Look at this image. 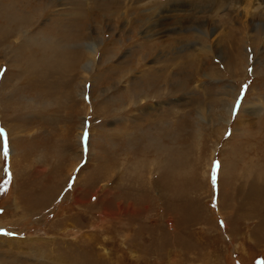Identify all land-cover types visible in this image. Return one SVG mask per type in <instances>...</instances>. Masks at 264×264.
<instances>
[{
	"label": "rangeland",
	"instance_id": "374dc122",
	"mask_svg": "<svg viewBox=\"0 0 264 264\" xmlns=\"http://www.w3.org/2000/svg\"><path fill=\"white\" fill-rule=\"evenodd\" d=\"M193 4L0 0V264H264V0Z\"/></svg>",
	"mask_w": 264,
	"mask_h": 264
},
{
	"label": "snow or ice",
	"instance_id": "6c2138e0",
	"mask_svg": "<svg viewBox=\"0 0 264 264\" xmlns=\"http://www.w3.org/2000/svg\"><path fill=\"white\" fill-rule=\"evenodd\" d=\"M88 132L85 130L83 140L87 141L88 139ZM0 153L4 156L5 159H7V156L9 154V143L7 139L4 138V132L2 129H0ZM219 169V162H214L212 166V173H211V181L213 186H215L216 183V175L217 171ZM69 187H71V184H69Z\"/></svg>",
	"mask_w": 264,
	"mask_h": 264
},
{
	"label": "bare ground",
	"instance_id": "6f19581e",
	"mask_svg": "<svg viewBox=\"0 0 264 264\" xmlns=\"http://www.w3.org/2000/svg\"><path fill=\"white\" fill-rule=\"evenodd\" d=\"M193 1V3L195 4V5H200V3L202 2V0H192ZM199 1V2H198ZM189 2H191V1H189ZM192 3V2H191ZM193 4V5H194ZM175 13H177V11H174ZM157 14H158V12H157ZM160 14V13H159ZM173 16V15H172ZM170 17V16H169ZM175 17H177V15H175ZM162 18V17H161ZM160 20V19H159ZM161 21V20H160ZM159 21V22H160ZM158 22V21H157ZM163 22V21H162ZM178 22V21H177ZM179 24V23H178ZM175 25V24H174ZM172 26V25H171ZM179 26L181 27V26H184L183 25V23H180L179 24ZM175 27H176V25H175ZM177 31V30H176ZM203 32V31H202ZM159 33V32H158ZM90 51V50H89ZM89 53H93V52H89ZM42 54H44L43 52H42ZM50 54H52V53H50ZM49 54V55H50ZM51 57H55L53 54L52 55H50ZM61 58L60 57H58L57 59H54V61H56V63L57 64H60L61 66V69H62V71L64 72L65 71V68L67 67V63L66 62H62L61 60H60ZM30 60H32L31 58H28L27 59V61H28V65H30V64H32V63H34V62H37V61H35V60H32V63H30ZM41 61H43V60H41ZM78 61V60H77ZM86 62H87V64H90V62H91V59H89V58H87L86 59ZM40 62H37V63H34V64H36L37 66H35V68L37 69L36 71H43V69H45V68H53V64L51 63L50 65H49V67H46V65H42V64H39ZM73 68V67H72ZM56 69H58V68H56ZM55 69V70H56ZM60 71V70H59ZM44 72H42V74H43ZM8 77V76H7ZM4 78H6V76H4ZM41 78V77H40ZM6 80V79H5ZM1 89V88H0ZM227 113H229V112H227ZM262 178V177H261Z\"/></svg>",
	"mask_w": 264,
	"mask_h": 264
}]
</instances>
